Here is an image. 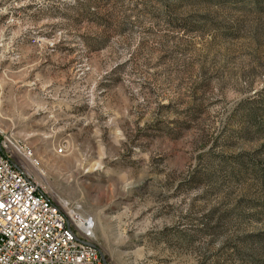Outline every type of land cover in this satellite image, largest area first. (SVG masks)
<instances>
[{"label":"rangeland","instance_id":"rangeland-1","mask_svg":"<svg viewBox=\"0 0 264 264\" xmlns=\"http://www.w3.org/2000/svg\"><path fill=\"white\" fill-rule=\"evenodd\" d=\"M0 132L107 264H264V0H0Z\"/></svg>","mask_w":264,"mask_h":264},{"label":"built area","instance_id":"built-area-1","mask_svg":"<svg viewBox=\"0 0 264 264\" xmlns=\"http://www.w3.org/2000/svg\"><path fill=\"white\" fill-rule=\"evenodd\" d=\"M26 146L0 135V264H107L94 223L34 175Z\"/></svg>","mask_w":264,"mask_h":264},{"label":"bare ground","instance_id":"bare-ground-1","mask_svg":"<svg viewBox=\"0 0 264 264\" xmlns=\"http://www.w3.org/2000/svg\"><path fill=\"white\" fill-rule=\"evenodd\" d=\"M0 134H1V132H0ZM60 152H61V150H60ZM26 154H27L28 156H30V159H31L30 151H29L28 149H26ZM31 162H37V161L31 159Z\"/></svg>","mask_w":264,"mask_h":264}]
</instances>
